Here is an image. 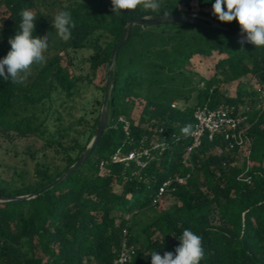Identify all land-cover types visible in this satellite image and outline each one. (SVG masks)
<instances>
[{"label":"trees","instance_id":"16d2710c","mask_svg":"<svg viewBox=\"0 0 264 264\" xmlns=\"http://www.w3.org/2000/svg\"><path fill=\"white\" fill-rule=\"evenodd\" d=\"M159 3V12L138 6L117 16L111 0H72L62 8L75 22L66 46L27 85L0 77V151L5 142L36 134L43 140L37 150H43L44 158L50 152L52 160H59L41 162L28 149L36 183L12 189L0 185V264H111L123 230L133 247L127 264H151L152 251L175 255L185 229L202 236L200 264H264V46L234 38L246 34H241L238 21H219L213 14L215 0ZM194 7L198 12L211 8L218 25L202 19L132 23L127 39L112 53L129 21L160 17L165 11L189 15ZM24 8L36 14L34 36L43 37L52 27L50 19L35 10V0H0V48L6 53ZM85 48L90 50V70H107L97 109H90V119H78L85 128L65 143L62 130L48 123L58 112V96L71 94L89 77L68 71L62 63L64 52ZM195 59L206 63L207 74L195 68ZM232 82L235 93L229 94L225 86ZM105 93V128L91 151L60 182L40 190L86 151ZM219 103L253 107L248 157L237 147L204 138L187 162L194 110ZM185 126L187 133L181 131ZM154 142L163 149L153 148ZM217 142L224 146L221 153L214 149ZM139 146L150 149L145 166L111 160L112 154ZM187 174L184 183L158 195L165 179ZM168 195L176 200L157 209ZM150 211L152 218L141 224Z\"/></svg>","mask_w":264,"mask_h":264},{"label":"rangeland","instance_id":"374dc122","mask_svg":"<svg viewBox=\"0 0 264 264\" xmlns=\"http://www.w3.org/2000/svg\"><path fill=\"white\" fill-rule=\"evenodd\" d=\"M35 0V10L43 12L48 19L52 22L54 16L62 11L64 5L68 4L72 0ZM198 12L197 7H194L192 15L198 19L206 20L213 25H218L213 17L210 15L211 8H203ZM49 35V48L44 53L47 60L59 52L63 47L66 46L67 42L62 41L55 33L53 27L47 33ZM89 49H81L78 51H73L71 49H66L64 52L62 63L66 66L68 71H73L76 75H89L88 78H82L76 88L71 94H61L57 98L55 108L58 109L57 114L50 118L48 126L52 128H60L62 134L64 135L63 141L68 143L73 137H78L80 132L85 128V124H79L77 121L82 116L86 119H90L91 113L90 109L96 108V98L101 97V86L104 83V76L107 70V66H102L97 71H92L86 61L89 55ZM7 55L6 51L0 48V59H3ZM194 66L196 69L203 73H208L206 63L201 59H195ZM43 64H33L31 74L28 76L27 80L23 83L27 85L32 82L35 73L42 67ZM248 80L244 78L243 81ZM255 83L254 80H251ZM236 82L226 84L225 91L229 94L235 93ZM264 97V89H262V94ZM143 102L138 103V109L141 108ZM102 107V106H101ZM90 142L88 143L89 146ZM43 145V140L38 135H31L26 137H18L14 142H5L3 147L4 150L0 151V185L6 186L8 189L20 188L23 184H35L36 179L33 176L32 168L34 161L31 159L30 155L25 152L35 151L36 157L41 162H54L59 163L58 159L52 160V155L47 150V157L44 158L41 149ZM87 146V147H88ZM5 149L7 153H5ZM16 153V154H15ZM14 154V155H13ZM23 158V159H21ZM26 163V166L23 165ZM176 199L173 196H165L161 198V203L157 209L165 207L173 203ZM153 212L145 213V218L140 221L141 224L149 221L152 218Z\"/></svg>","mask_w":264,"mask_h":264},{"label":"clouds","instance_id":"9594fccd","mask_svg":"<svg viewBox=\"0 0 264 264\" xmlns=\"http://www.w3.org/2000/svg\"><path fill=\"white\" fill-rule=\"evenodd\" d=\"M112 12L122 15V10H135L142 6L144 10L159 12V0H111ZM213 14L221 22L238 21L241 34H246L247 42L256 47L264 46V0H215L212 5ZM169 12H163L167 18ZM21 22L19 31L9 38L11 48L7 55L0 59V77L13 84H23L31 74L33 64H45L44 53L49 48V35L34 36L36 14L28 8L19 12ZM56 35L64 42L72 38L75 22L70 11H59L52 20ZM240 43H244L243 40ZM187 133L189 126L181 129ZM179 246L172 252H164L161 256L157 251L151 252V264H200L204 257L202 236L190 229H185L179 238Z\"/></svg>","mask_w":264,"mask_h":264},{"label":"built area","instance_id":"2783aa9c","mask_svg":"<svg viewBox=\"0 0 264 264\" xmlns=\"http://www.w3.org/2000/svg\"><path fill=\"white\" fill-rule=\"evenodd\" d=\"M172 105L177 104L174 102ZM259 106L260 104L256 105L257 108ZM252 110L253 107L248 103H219L215 106L207 104L197 106L193 114L195 124L191 131L192 140L185 150V160L187 162L190 160L191 152L201 146L204 138H207L208 141L217 139L225 142L227 148L237 147L248 157L252 145V137L248 133ZM124 129H127V124L124 125ZM152 147L163 149V145L159 142H154ZM214 149L221 153L224 146L217 142ZM110 157L113 161L121 160L125 163L133 161L136 165L143 167L146 165L147 159L151 157V153L148 147L139 146L124 154L116 152ZM188 175H176L174 178L165 179L159 186L158 195L161 196L168 189H174L176 184L184 183ZM126 235V230H123L118 254L111 264H127L129 262L133 247L128 243Z\"/></svg>","mask_w":264,"mask_h":264},{"label":"water","instance_id":"95a60500","mask_svg":"<svg viewBox=\"0 0 264 264\" xmlns=\"http://www.w3.org/2000/svg\"><path fill=\"white\" fill-rule=\"evenodd\" d=\"M163 20H186V21H190V22H194V23H200L201 19H198L192 15H188V14H182V13H176V14H170L167 18H164L163 16L160 17H141L135 20H131L128 22V24L126 25L122 36L120 38V40L115 44L112 53H114L115 49L120 46L121 44H123L125 42V40L128 37V31H129V26L132 23H154V22H159V21H163ZM234 38L238 39H244L246 40V35L240 36L238 33L233 35ZM105 101H106V93L104 95V100H103V104L100 110V115H99V123L98 126L96 128V132L95 135L93 136V138L90 141L89 146L87 147L86 151L73 163V165L65 172L63 173L61 176L57 177L56 179H54L52 182L46 184L45 186L41 187L40 190H43L49 186H53L55 184H57L58 182H60L69 172H71L83 159L84 157L91 151L93 145L97 142V140L99 139L101 133L103 132L104 128H105ZM26 196H17L16 198L21 199ZM2 199V196L0 195V200Z\"/></svg>","mask_w":264,"mask_h":264}]
</instances>
